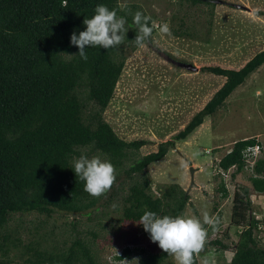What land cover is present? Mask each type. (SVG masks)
I'll use <instances>...</instances> for the list:
<instances>
[{"label": "trees", "instance_id": "16d2710c", "mask_svg": "<svg viewBox=\"0 0 264 264\" xmlns=\"http://www.w3.org/2000/svg\"><path fill=\"white\" fill-rule=\"evenodd\" d=\"M191 1L214 4L212 0ZM97 4H105L118 16L126 17L125 28L130 31L120 45L112 48L86 46L85 61L78 56V47L70 43V36L84 30L83 20L94 14ZM131 6L137 9V5ZM131 6H123L121 0H0V264H10L8 256L21 244L18 231L9 229L14 214H83L97 206L101 197L85 192L84 181L71 169L74 159L87 155L82 148L106 154L119 168L129 149L147 143L146 139H123L104 118L125 67L122 50L138 34ZM150 18L153 32L149 42L156 30ZM263 64L264 49L241 68H201L225 76L224 84L184 129L161 142L156 151L135 159L125 170L130 178L141 176L123 195L125 219L140 222L146 210L161 216L183 214L190 199L187 190L173 183L155 195L146 169L167 155L176 141L194 132ZM258 143L257 136L236 140L218 164L225 171L234 168L235 176L247 167L245 150ZM253 171L252 186H244L234 194L231 221L239 227V240L229 264H264V246L259 244L263 239L258 229L262 221L253 215L250 198L252 189L264 192V157L256 160ZM217 174L222 177L218 187L221 197L228 198L225 177ZM220 216L217 209L215 219ZM73 222L75 227L77 223ZM218 225L214 223L213 227ZM93 235L96 237L95 232ZM211 242L219 248L230 247L222 238ZM41 244L35 240L23 243L25 250L21 251L19 264H98L91 243L79 234L70 244L66 240L51 248ZM133 252L125 246L116 257H129ZM140 253L138 264H169L165 251L142 249ZM193 264H200L198 253L194 254Z\"/></svg>", "mask_w": 264, "mask_h": 264}, {"label": "rangeland", "instance_id": "374dc122", "mask_svg": "<svg viewBox=\"0 0 264 264\" xmlns=\"http://www.w3.org/2000/svg\"><path fill=\"white\" fill-rule=\"evenodd\" d=\"M121 2L123 6L137 5V9L130 7L132 16L140 11L152 17L156 30L152 41H145L143 47L131 40L123 48L125 67L104 118L123 139H146L147 143L128 150L123 165L115 168L113 186L100 196L91 211L55 212L51 216L37 212L14 214L9 229L18 231L21 244L8 256L10 264L21 263L23 243L35 240L51 248L65 240L70 244L78 234L91 243L98 264H138L140 250L164 251L158 242L151 241L139 222L124 218L123 195L131 183L141 179L139 175L128 177L125 170L135 159L156 151L161 142L184 129L224 84L225 76L203 71V66L241 68L264 49V0H221L214 4H194L191 0ZM163 24L168 25L169 32L161 31ZM179 62L192 63L198 70L183 67ZM259 135L264 139V64L194 132L176 141L167 155L146 169L155 195L173 183L187 190L190 199L182 215L199 218L206 225L205 244L198 252L200 264L230 263L239 240V227L231 221L234 194L244 186H252L250 179L254 173L247 166L234 176V168L229 169L224 179L230 195L224 199L218 189L222 177L214 167L236 140ZM262 145L260 157H264ZM82 151L90 158L99 155L109 160L106 154L91 151L90 147ZM250 198L253 215L264 224V192L252 189ZM217 209L221 216L215 219ZM205 215L219 225L204 223ZM73 221L77 223L75 227ZM216 238H222L230 247L212 244ZM259 244L264 246V240ZM125 246L134 252L118 259L116 256L121 255ZM167 261L178 264L168 253Z\"/></svg>", "mask_w": 264, "mask_h": 264}, {"label": "clouds", "instance_id": "9594fccd", "mask_svg": "<svg viewBox=\"0 0 264 264\" xmlns=\"http://www.w3.org/2000/svg\"><path fill=\"white\" fill-rule=\"evenodd\" d=\"M150 17L137 11L133 21L138 27V34L134 42L143 47L153 32L149 24ZM126 17L118 16L115 9L105 4H97L94 14L83 20L84 30L75 31L70 36V43L79 49L78 56L87 60V48L103 47L109 49L120 45L125 39ZM162 32H169L167 24L161 26ZM76 177L84 181V191L91 196L100 197L108 192L116 180L115 166L108 159L99 155L91 158L81 154L73 160L71 168ZM149 234L151 241L158 242V246L170 255H173L178 264H193L194 254L198 253L205 244L206 229L199 218L183 215H159L155 211L146 210L139 222ZM204 223L213 225V218L205 215Z\"/></svg>", "mask_w": 264, "mask_h": 264}, {"label": "built area", "instance_id": "2783aa9c", "mask_svg": "<svg viewBox=\"0 0 264 264\" xmlns=\"http://www.w3.org/2000/svg\"><path fill=\"white\" fill-rule=\"evenodd\" d=\"M262 148H263L262 144L258 143V144H255L253 146H249L245 150V156L247 158V162H248L247 166L248 167L253 168L254 164L256 163V160L260 157V155L262 153ZM214 169H215L216 173L220 172L224 176H226V174H227V171H225L223 168H221L218 163L215 165ZM258 229L260 230L259 237L264 240V224H263V222L258 224Z\"/></svg>", "mask_w": 264, "mask_h": 264}, {"label": "water", "instance_id": "95a60500", "mask_svg": "<svg viewBox=\"0 0 264 264\" xmlns=\"http://www.w3.org/2000/svg\"><path fill=\"white\" fill-rule=\"evenodd\" d=\"M214 1L221 2V0H214ZM178 64L191 70H198V67L192 63L179 62ZM192 171H194L193 168Z\"/></svg>", "mask_w": 264, "mask_h": 264}, {"label": "crops", "instance_id": "0c3cea01", "mask_svg": "<svg viewBox=\"0 0 264 264\" xmlns=\"http://www.w3.org/2000/svg\"><path fill=\"white\" fill-rule=\"evenodd\" d=\"M258 139H259V141H260L261 144H264V139H262V136L261 135L258 136Z\"/></svg>", "mask_w": 264, "mask_h": 264}]
</instances>
